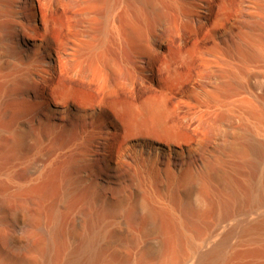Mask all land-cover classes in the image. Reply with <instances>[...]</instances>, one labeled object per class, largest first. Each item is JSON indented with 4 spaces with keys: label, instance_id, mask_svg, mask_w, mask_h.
<instances>
[{
    "label": "bare ground",
    "instance_id": "obj_1",
    "mask_svg": "<svg viewBox=\"0 0 264 264\" xmlns=\"http://www.w3.org/2000/svg\"><path fill=\"white\" fill-rule=\"evenodd\" d=\"M10 4L0 9V108L7 87L26 105L10 130L13 158L31 137H40V146L57 130H73L76 136L68 151L58 157L52 189H60L64 199L80 195L85 232L80 235L72 227L64 228L56 210L51 226L41 231L48 248L63 241L61 234L76 237L78 245L68 255L69 264H97L105 245L120 233L114 226L136 225L139 214L153 205L165 211L183 240L172 245L160 264H248L242 261L246 254L241 250L226 252L236 231L252 234L264 229V128L245 107L248 102L236 100L243 104L236 111L247 128L216 123V112L224 105L217 97L200 108L198 115L200 123L218 138L178 144L129 132L106 105L125 88L143 84L151 73L153 55L175 39L185 46L190 34H201L203 96L219 94L220 75H234L237 62L244 69L253 60L264 66V0H238L235 7L230 0H11ZM55 8L69 12L67 26L57 40L49 33L47 14ZM59 78L81 87L94 85L100 94L89 104L76 105L55 94L53 83ZM34 164L30 160L23 172L12 170L14 196L26 193L32 180L48 173L46 166ZM193 176L219 188V226L235 219L216 238L203 243L192 235L198 226L197 210L186 199L187 193L181 192V178ZM13 210L29 215L30 223L35 220L24 205L15 204ZM238 216L243 217L237 220ZM143 231L155 237L166 235L156 225ZM27 240V247L39 248L37 241ZM183 245L199 249L187 258L176 257ZM47 260L52 264V257ZM0 264L29 262L21 257L0 258Z\"/></svg>",
    "mask_w": 264,
    "mask_h": 264
},
{
    "label": "rangeland",
    "instance_id": "obj_2",
    "mask_svg": "<svg viewBox=\"0 0 264 264\" xmlns=\"http://www.w3.org/2000/svg\"><path fill=\"white\" fill-rule=\"evenodd\" d=\"M10 2L11 0H0V9L10 8ZM237 2L238 0H230L233 7ZM42 11H45V7H42ZM47 14L49 33L54 40H57L67 26L69 12L66 9L55 8L47 11ZM200 37L201 34H190L185 46L179 45L176 39L169 42L163 51L153 55L151 73L146 75L143 84L135 85L133 88L127 87L119 97L113 96L110 99L109 107L107 105L106 107L116 114L126 128L130 129H127L129 132L139 137L174 144L184 141L188 143L197 139L215 141L218 138L217 133L200 123L198 111L205 105L213 103L217 97L224 104L216 112L214 119L217 124L237 130L247 128L236 111L240 107L244 108L243 104L236 100L245 99L246 103L248 102L245 107L250 108L257 118L259 117L258 122L264 128V107L261 104V100L264 101L263 62L253 60L246 69L237 62L234 75L230 76L228 72L220 75V93L215 94L214 97L203 96L200 93L206 79L202 55L199 51ZM53 87L57 96L65 97L76 105L89 104L100 94V90L94 85L90 87L72 85L64 78L55 81ZM244 87L253 92L255 97ZM12 89V87L5 89V99L0 108V258L21 257L29 264H47V259L52 257V264H69L68 255L78 245L77 238L61 234L63 241L58 240L50 250L47 238L41 231L51 226L53 213L58 210L64 228L72 227L75 234L80 235L85 232L86 212L81 209L84 201L80 199V195L76 193L77 195L64 199L60 189H52L54 176L61 160L58 157L68 151L76 137L75 132L57 130V133L43 140L40 146V137H31L19 147L18 156L14 159L10 130L15 126V118L26 105L12 96L14 92ZM227 104L234 108H229ZM30 160L35 163V167L46 166L48 173L39 180H32L28 184L26 193L19 192L14 196L10 174L14 169L23 172ZM225 171L230 174L229 170ZM259 175L258 173L257 176ZM234 179V183L237 184V179L235 177ZM181 183L182 194L187 193L186 199L197 210L195 218L198 226L192 230L196 241L203 243L214 239L228 228L229 223L235 222V219L229 220L219 226L216 216L218 187L209 185L195 176L182 177ZM261 199L264 201V189ZM15 204L26 206L35 220L30 223L29 215L16 213L13 210ZM149 207L144 213L139 214L136 225L114 226L120 233L105 245L102 261L97 264L107 262L160 264L167 252L172 250V245L183 243L180 233L165 211L157 206ZM253 216L255 217L256 214L249 215L248 219L254 218ZM242 217L238 216L237 220ZM145 218L150 220L145 221ZM154 225L160 228L163 234L166 231V235L155 237L143 233L144 228ZM28 238L37 241L39 248L27 247ZM178 248L176 257L187 258L197 247L183 245ZM234 250L244 252L246 255L242 261L248 264H264L262 262L264 259L257 260L260 255H264V229L252 234L236 231L231 236L229 245L226 246L228 254L233 253ZM187 264H190V261H187Z\"/></svg>",
    "mask_w": 264,
    "mask_h": 264
}]
</instances>
